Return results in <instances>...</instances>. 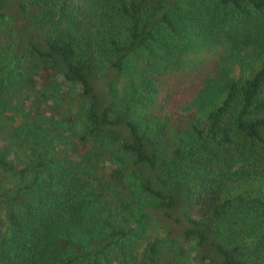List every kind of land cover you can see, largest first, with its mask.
<instances>
[{"label": "trees", "instance_id": "obj_1", "mask_svg": "<svg viewBox=\"0 0 264 264\" xmlns=\"http://www.w3.org/2000/svg\"><path fill=\"white\" fill-rule=\"evenodd\" d=\"M5 2L0 138L20 135L14 111L34 84L18 67L24 50L81 86L64 99L82 130L77 155H46L29 129L25 161L0 145V172L18 185L0 200V264H169L191 243L200 264H264V0H20L46 29L42 52L20 44ZM216 43L183 86L185 53ZM108 76L103 103L94 83Z\"/></svg>", "mask_w": 264, "mask_h": 264}, {"label": "rangeland", "instance_id": "obj_2", "mask_svg": "<svg viewBox=\"0 0 264 264\" xmlns=\"http://www.w3.org/2000/svg\"><path fill=\"white\" fill-rule=\"evenodd\" d=\"M19 3L20 0H6L4 4V12L15 25L17 39L20 41V44H26L27 42L35 46L38 51H45V27H33L29 21V13L27 11H22ZM224 47L225 45L223 43H216L202 50L185 53L183 57L184 63L182 64L183 70L179 72V75L184 77V80L181 81L184 84L183 86L197 80L195 78L199 75L200 68L202 67V65L199 64L201 61L203 64H206L213 60L222 52ZM28 53V50L21 52V60L18 63V67L24 72L27 71L34 79V84L29 89L25 90L27 98L25 99L24 105L16 106L14 111V126L19 127L17 134L20 135L15 136L13 134L12 138L6 140L0 138V145L8 147L9 160L25 161L26 155L32 151V144L28 142L24 135V131L29 129L33 134L32 139L39 143L37 144L38 148L41 149V147L46 146L44 148V151L47 152L46 155L59 157L63 151L77 155L78 148L75 145L76 134L82 130L78 110L77 112L75 111L78 107L75 106L70 109L69 102L64 98L66 96L75 98L77 94L81 92V86L79 84L67 82L61 75L55 77L48 76L45 69H39L35 66L37 63L36 60H34L35 64L33 65L31 61L27 59L29 58ZM195 65H199L198 69L194 67ZM110 78L111 77L108 76L96 80L94 83V88L103 103H108L110 101V97L108 96V82ZM177 78L178 77H173L172 79ZM126 87L125 76H121L116 86L113 88V93L117 100L122 99L127 93ZM45 114L54 117L56 120L53 123L47 122V120L43 119V115ZM69 117L72 118V122L65 125L62 121ZM65 126L71 129L64 131ZM56 130H59V132L55 136ZM15 178L16 177L10 173L0 172V200L12 194L17 188L18 185H14ZM183 195V192L178 193L180 199H182ZM181 211L180 207L175 212V215L180 217ZM3 212L2 205V210L0 211L1 230L4 229L6 224ZM189 212L193 218L199 219L203 211L199 206H189ZM170 224L173 223L170 222ZM173 225L175 230L180 231V224L175 223ZM151 233L154 234L155 231ZM185 249L187 253L180 261H175L173 263L169 262V264H200L196 256L194 243L186 244Z\"/></svg>", "mask_w": 264, "mask_h": 264}]
</instances>
